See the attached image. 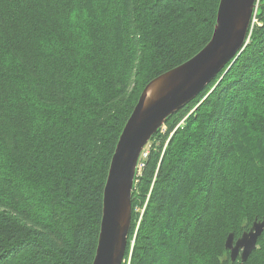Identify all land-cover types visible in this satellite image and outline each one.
<instances>
[{
  "label": "trees",
  "instance_id": "16d2710c",
  "mask_svg": "<svg viewBox=\"0 0 264 264\" xmlns=\"http://www.w3.org/2000/svg\"><path fill=\"white\" fill-rule=\"evenodd\" d=\"M219 0H0V264H91L145 84L210 39ZM247 43L139 158L121 264H264V0Z\"/></svg>",
  "mask_w": 264,
  "mask_h": 264
},
{
  "label": "water",
  "instance_id": "95a60500",
  "mask_svg": "<svg viewBox=\"0 0 264 264\" xmlns=\"http://www.w3.org/2000/svg\"><path fill=\"white\" fill-rule=\"evenodd\" d=\"M256 0H219L208 42L184 62L149 80L128 116L110 158L103 187L102 210L91 264H121L131 223V191L139 158L166 119L193 99L216 73L236 57L248 41ZM262 221L236 239L230 232L225 247L231 259L245 260L256 247Z\"/></svg>",
  "mask_w": 264,
  "mask_h": 264
},
{
  "label": "bare ground",
  "instance_id": "6f19581e",
  "mask_svg": "<svg viewBox=\"0 0 264 264\" xmlns=\"http://www.w3.org/2000/svg\"><path fill=\"white\" fill-rule=\"evenodd\" d=\"M257 2H258V0H257ZM255 22H254V19L253 20H251V23H250V29H251V27H252V25L254 24ZM244 233V232H243Z\"/></svg>",
  "mask_w": 264,
  "mask_h": 264
},
{
  "label": "rangeland",
  "instance_id": "374dc122",
  "mask_svg": "<svg viewBox=\"0 0 264 264\" xmlns=\"http://www.w3.org/2000/svg\"><path fill=\"white\" fill-rule=\"evenodd\" d=\"M254 22H255L254 24H257L258 23V20H257L256 17L254 18Z\"/></svg>",
  "mask_w": 264,
  "mask_h": 264
}]
</instances>
